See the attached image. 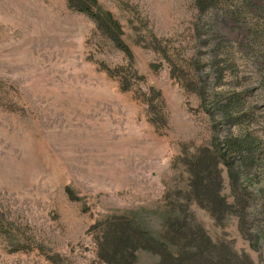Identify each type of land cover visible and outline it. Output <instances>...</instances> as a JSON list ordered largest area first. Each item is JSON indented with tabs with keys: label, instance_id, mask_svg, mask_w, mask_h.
I'll return each mask as SVG.
<instances>
[{
	"label": "rangeland",
	"instance_id": "rangeland-1",
	"mask_svg": "<svg viewBox=\"0 0 264 264\" xmlns=\"http://www.w3.org/2000/svg\"><path fill=\"white\" fill-rule=\"evenodd\" d=\"M95 1L122 42L68 0H0V264H107V216L156 232L171 204L264 264V0ZM200 148L214 212L190 189Z\"/></svg>",
	"mask_w": 264,
	"mask_h": 264
},
{
	"label": "trees",
	"instance_id": "trees-1",
	"mask_svg": "<svg viewBox=\"0 0 264 264\" xmlns=\"http://www.w3.org/2000/svg\"><path fill=\"white\" fill-rule=\"evenodd\" d=\"M201 8L208 6L210 0H195ZM95 0H68L76 9L87 12L97 25L105 30V25L111 21L110 27L118 43L119 23L111 14L98 12L90 6ZM101 14V17H99ZM106 21H105V20ZM243 142L239 139L226 141L227 151L220 152L222 163L227 167L230 177L234 175L233 163L227 158V152L236 155L240 153ZM201 155H197L200 154ZM194 160L187 161L191 176L190 189L202 205L203 196L209 203L211 212L217 207H226L227 203L220 190V173L218 156L209 153L207 149L198 150ZM204 155V157L202 156ZM213 161L215 176L204 169L205 163ZM217 164V166H216ZM201 165L204 167L201 169ZM202 171L205 173L203 176ZM208 178V180H204ZM71 196V195H70ZM171 204L164 212L162 227L156 232L143 228L132 217H106L98 228V253L107 264H133L137 258L136 251L141 247L150 248L156 256L153 264H253L243 252L234 250L223 239H213L203 225L194 217V212L188 205ZM223 209V208H222ZM151 251V252H152Z\"/></svg>",
	"mask_w": 264,
	"mask_h": 264
}]
</instances>
